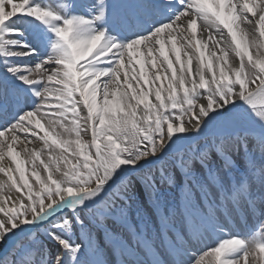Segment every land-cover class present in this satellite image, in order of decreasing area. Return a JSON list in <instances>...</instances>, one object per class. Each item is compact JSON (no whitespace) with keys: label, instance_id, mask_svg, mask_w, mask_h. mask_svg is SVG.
Wrapping results in <instances>:
<instances>
[{"label":"snow or ice","instance_id":"obj_1","mask_svg":"<svg viewBox=\"0 0 264 264\" xmlns=\"http://www.w3.org/2000/svg\"><path fill=\"white\" fill-rule=\"evenodd\" d=\"M209 132L210 151L188 143ZM250 145L264 157V0H0V264H108L93 231L110 220L111 243L145 257L122 264H264V223L229 225L264 215V163L233 186L212 160L231 169ZM174 153L207 174L188 169L153 237L128 222V174L157 192L171 173L150 166Z\"/></svg>","mask_w":264,"mask_h":264},{"label":"rangeland","instance_id":"obj_2","mask_svg":"<svg viewBox=\"0 0 264 264\" xmlns=\"http://www.w3.org/2000/svg\"><path fill=\"white\" fill-rule=\"evenodd\" d=\"M199 138L200 137H195L190 141L197 140ZM214 141L215 136L212 135L211 137L194 142L191 144V146L193 149L200 148L207 152L211 150V145L214 143ZM249 149L253 151V156L258 158L257 165L264 163V157H262L260 149L258 146L253 145H250L249 148L246 149L247 151L244 150L245 152L230 150L228 155L231 156V159L234 162L231 169L224 168L221 159H218L215 156L212 157L213 166L220 170L219 177L217 178V185H219L221 179L225 183H228L229 178L240 179L241 177H244L245 180L248 179L246 173H248L252 168V162L244 163L245 161L240 160L237 158V156L242 155V153L245 155L248 154ZM180 155H183V151H181ZM220 156L223 157L224 154L220 153ZM150 168L151 174L153 176H158L159 172L164 168H168L169 172L171 173V179H159L158 183L155 185L160 200L159 206L156 204L157 192H154L148 187V184L143 179L141 172H134L128 175V179H130L132 183V199L130 201H126L128 207L125 209V214L128 217V222L130 225L135 226L137 230H144L145 234L147 235L155 237L165 211L169 209L174 210L177 205L182 203L184 193L189 187L188 181L185 183V180H187L186 178H188V169H196L199 177L204 179L207 174V166L203 164V161L194 155L192 159H187L186 163L182 162L178 156L175 155L167 157L159 165H153L150 166ZM147 172L148 169L146 168L144 173L146 174ZM259 184L260 180L257 175L251 184V188L256 189ZM179 226L180 225L178 223L177 227ZM113 228H117V226L110 220L107 222L106 228H102L99 231L94 230L93 242L98 244L101 248L104 247L105 240L108 235V229ZM118 231L126 240L131 242V237H129L127 231L122 228L118 229ZM85 242H87L86 238ZM215 243L216 242L212 243V246H214ZM189 250L191 252H195L192 249ZM110 255L115 257L113 258L115 260L119 256L122 259H125L126 257V254L113 244H108L106 246V250H102L101 258L106 260L108 264H112L114 262H112L113 260L110 259Z\"/></svg>","mask_w":264,"mask_h":264},{"label":"bare ground","instance_id":"obj_3","mask_svg":"<svg viewBox=\"0 0 264 264\" xmlns=\"http://www.w3.org/2000/svg\"><path fill=\"white\" fill-rule=\"evenodd\" d=\"M21 62H23V63H33V60H32V58H30L29 60H27V61H21ZM194 67H195V64H194ZM209 133H211V132H209ZM5 163H7V161L5 162ZM252 226V225H251ZM237 229V228H236ZM236 229H232V228H230V231H232V233H234L235 234V232L236 231H238V229L236 230ZM241 229V227H239V230ZM166 234H167V232H166ZM215 238V237H214ZM213 237H208V236H206L205 238H204V240L203 241H198V242H195V243H193L192 245H197V246H199V247H201V248H204V247H207L209 244H210V241L211 240H208V239H214ZM153 251H156V250H153ZM150 257H151V254L149 255ZM157 256L158 257H160V255L157 253ZM183 258H187V260H190L192 257H190L189 255H185Z\"/></svg>","mask_w":264,"mask_h":264}]
</instances>
